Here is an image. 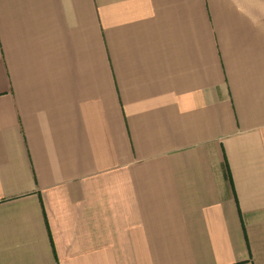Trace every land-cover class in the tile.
<instances>
[{
    "label": "crops",
    "instance_id": "1",
    "mask_svg": "<svg viewBox=\"0 0 264 264\" xmlns=\"http://www.w3.org/2000/svg\"><path fill=\"white\" fill-rule=\"evenodd\" d=\"M0 264H264V0H0Z\"/></svg>",
    "mask_w": 264,
    "mask_h": 264
}]
</instances>
